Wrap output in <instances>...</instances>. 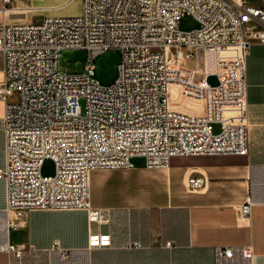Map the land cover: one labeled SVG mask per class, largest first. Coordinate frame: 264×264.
Segmentation results:
<instances>
[{
	"label": "built area",
	"instance_id": "obj_1",
	"mask_svg": "<svg viewBox=\"0 0 264 264\" xmlns=\"http://www.w3.org/2000/svg\"><path fill=\"white\" fill-rule=\"evenodd\" d=\"M12 2L2 0L3 8ZM184 14L198 27L182 30ZM254 42L264 44V5L247 0H81L76 14L1 23L0 178L9 233L35 210H84L91 222L109 221V210L91 202L96 169H128L135 157L148 169H167L173 157L247 154V58ZM70 48L87 52L82 72L60 69L61 53ZM114 48L121 53L118 75L105 84L95 60ZM47 158L55 162L51 176L42 174ZM203 183L188 179L192 189ZM239 214L251 217L250 201ZM88 245L108 247L111 236L90 233ZM126 246L143 247L139 241ZM2 249L20 253L12 239ZM233 254L230 246L218 251ZM242 254L253 258L252 247Z\"/></svg>",
	"mask_w": 264,
	"mask_h": 264
},
{
	"label": "crops",
	"instance_id": "obj_2",
	"mask_svg": "<svg viewBox=\"0 0 264 264\" xmlns=\"http://www.w3.org/2000/svg\"><path fill=\"white\" fill-rule=\"evenodd\" d=\"M41 1H50L44 10L48 14L35 9L23 15L13 4L4 9L0 0V24L64 15L62 10L75 0ZM27 18L32 21H23ZM3 68L0 54V83ZM247 82V154L173 157L167 169H148L142 157H135L142 162L136 164L133 158L128 169H96L90 176L91 202L109 210L105 223L91 222L84 210H35L23 228L11 234L6 184L0 178V264H264L263 43L250 47ZM5 109L0 100V169L5 165ZM193 176L204 179L198 189L188 185ZM247 201L250 218L239 214ZM93 232L110 234L111 245L91 248L88 236ZM10 239L19 244L20 253L2 249ZM131 241L143 247L127 248ZM168 241L171 247L165 245ZM248 245L254 252L251 259L242 254ZM226 246L232 247L233 257L218 255Z\"/></svg>",
	"mask_w": 264,
	"mask_h": 264
},
{
	"label": "rangeland",
	"instance_id": "obj_3",
	"mask_svg": "<svg viewBox=\"0 0 264 264\" xmlns=\"http://www.w3.org/2000/svg\"><path fill=\"white\" fill-rule=\"evenodd\" d=\"M248 2H252L254 0H247ZM50 1H41V0H13L12 4L15 9L20 13L30 14L31 10H42L45 14L48 12L44 11L48 9L51 3ZM32 3V4H31ZM255 3L258 5H263V0H255ZM81 0H75L68 6L64 8L62 11L66 12V14H76L80 11ZM35 20V19H33ZM23 21H32V19L27 18ZM199 23L196 19L190 14H184L181 19L180 28L182 30H191L197 28ZM87 52L82 49H64L61 53V57L59 60V67L61 70L68 73H79L84 70V66L86 63ZM121 53L118 49H110L103 53H101L95 60L96 65V77L102 83L110 84L114 82L118 75V64L120 62ZM191 65H195V62H190ZM202 80V74L197 70L195 73L194 81L199 82ZM212 83H215L213 79H210ZM220 130L219 125L214 126V131L218 132ZM143 159H134V163L139 164ZM55 172V162L47 158L45 159L42 166V174L44 176H51Z\"/></svg>",
	"mask_w": 264,
	"mask_h": 264
}]
</instances>
